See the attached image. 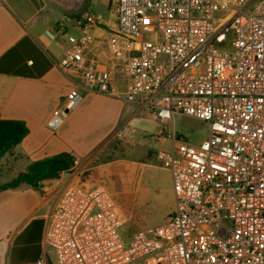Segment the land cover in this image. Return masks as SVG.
I'll list each match as a JSON object with an SVG mask.
<instances>
[{
	"label": "built area",
	"instance_id": "built-area-1",
	"mask_svg": "<svg viewBox=\"0 0 264 264\" xmlns=\"http://www.w3.org/2000/svg\"><path fill=\"white\" fill-rule=\"evenodd\" d=\"M253 1L117 0L107 45L125 65L123 90L112 69L85 64L89 37L60 61L79 71L85 89L137 103L164 126L172 148L156 160L171 173L176 207L126 247L119 228L128 216L111 191L70 185L47 216L55 264H264V0L249 12ZM81 100L72 89L49 126ZM176 114L207 123V139L180 137Z\"/></svg>",
	"mask_w": 264,
	"mask_h": 264
},
{
	"label": "crops",
	"instance_id": "crops-1",
	"mask_svg": "<svg viewBox=\"0 0 264 264\" xmlns=\"http://www.w3.org/2000/svg\"><path fill=\"white\" fill-rule=\"evenodd\" d=\"M116 2L0 0V119L24 121L29 129L0 164L24 163L25 171L32 162L61 152L75 158L71 172L45 180L39 188L22 184L0 189V264H36L44 255L48 264H55V252L44 243L47 216L68 186H105L97 180L98 173L119 164L126 165L124 180L133 174L134 165L163 167L156 154L172 148L161 139V124L142 113L137 103L91 92L83 86L79 71L60 67L74 46L89 37L83 45L85 64L95 61L100 68L112 69L114 83L125 89L123 60L114 59L107 45L116 26ZM88 15L96 17V23H87ZM74 88L82 95L81 102L59 116L60 125L52 129L50 120L55 111L66 109L67 95ZM136 129L144 137L153 136L158 150L143 144L136 159L130 154L107 158L117 146L133 148L137 143L130 134ZM133 189L137 206L144 198L143 188L138 184Z\"/></svg>",
	"mask_w": 264,
	"mask_h": 264
},
{
	"label": "rangeland",
	"instance_id": "rangeland-1",
	"mask_svg": "<svg viewBox=\"0 0 264 264\" xmlns=\"http://www.w3.org/2000/svg\"><path fill=\"white\" fill-rule=\"evenodd\" d=\"M261 0H254L249 6L248 11L252 12ZM147 39L151 36H146ZM162 126V125H161ZM171 128V125L168 126ZM164 128V126H162ZM174 128L180 137H184L188 142L200 144L207 139L209 135V126L207 123L187 115H175ZM166 130V127H165ZM96 135H94V138ZM130 139L137 144L133 148L125 149L123 146H117L107 158H117L130 154L132 158L138 157L141 153V145L148 146L152 150H158L154 145L155 139L150 134H143L136 129L131 132ZM160 165V164H158ZM24 163L3 162L0 164V184L11 181L16 175L24 171ZM126 165L119 164L115 167L104 168L98 173L100 183L105 185L111 191L113 198L120 204L128 216V221L119 228L120 237L126 247L129 246L133 233L138 230L157 226L162 224L167 216L172 213L176 207V199L173 191V181L170 171L160 166H133L132 175L124 180L123 173ZM126 179V177H125ZM81 182L82 179H81ZM140 184L143 188L142 201L134 206V186ZM81 187H88L77 184ZM135 264H144V259L138 260Z\"/></svg>",
	"mask_w": 264,
	"mask_h": 264
},
{
	"label": "trees",
	"instance_id": "trees-1",
	"mask_svg": "<svg viewBox=\"0 0 264 264\" xmlns=\"http://www.w3.org/2000/svg\"><path fill=\"white\" fill-rule=\"evenodd\" d=\"M28 132L24 121L0 119V160L18 145ZM74 165L75 158L68 152L48 156L32 162L25 171L0 186V189L17 188L22 184L39 188L43 181L57 179L64 172H71Z\"/></svg>",
	"mask_w": 264,
	"mask_h": 264
}]
</instances>
